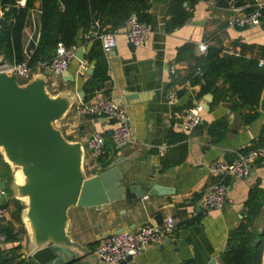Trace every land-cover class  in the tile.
<instances>
[{
	"label": "crops",
	"instance_id": "crops-1",
	"mask_svg": "<svg viewBox=\"0 0 264 264\" xmlns=\"http://www.w3.org/2000/svg\"><path fill=\"white\" fill-rule=\"evenodd\" d=\"M243 1L248 2L244 8L254 3L252 0ZM25 5L26 0L19 2L20 7ZM184 7L189 13L187 22L170 31L169 5L152 3L148 24L153 27V32L146 45L135 50L127 41L126 27L117 31L107 27L106 33L117 32L118 39V47L112 54L106 56L102 52L108 80L95 79L97 62L90 61L98 34L89 40L87 35H81L83 42L78 50L83 49L84 62L76 57L63 77L49 79L52 93L71 90L78 95L83 92L84 99L80 103L84 104L109 96L123 106L130 117L133 142L123 150H118L112 136L106 135L112 131V124L106 118H81L71 112L62 122V131L69 140L87 143L95 132L104 133L106 137L103 159L96 162L87 151V173L92 175L103 171L123 152L125 156H133L134 161L127 184L134 185L139 181L147 185L153 182L158 189L156 195L145 197L136 206L125 202L103 212L87 209L70 211V235L83 247L94 251L104 237L121 230L135 232L147 222L162 226L169 217L175 220L173 236L121 264H183L186 261L210 264L213 260L221 264L220 257L228 247L232 231L247 215L246 204L251 192L264 194V164L257 163L246 179L228 182L230 203L223 210L205 214L200 208L201 197L214 183L210 171L214 161H231L239 152L264 146L261 143L264 114L259 108V118L246 124L243 116L250 110H234L237 98L229 96L228 85L222 80L214 95L205 96H201V86H192L189 81L191 73L198 70L199 62L206 57L200 55L197 49L203 43L208 45V49L219 50L222 54L264 63V24L239 31L230 28L227 23L232 9L211 8L204 0L187 3ZM40 8L41 2H37L28 13L22 37L26 57L33 52L32 46L39 43ZM195 23L204 24L199 26ZM99 49L96 47V50ZM1 65H9L2 55ZM172 67L174 74L170 72ZM178 77L184 83L175 84L174 80ZM65 79H72L73 82ZM172 95L176 98L173 105L169 104ZM196 106L204 107L202 137L191 138L192 131L181 130L175 120L171 125L166 124L168 117L181 115ZM216 123L224 126L217 129L218 136H211L209 129ZM153 167L156 169L154 178L151 176ZM10 181V167L0 155V184ZM7 193L5 205L9 212L0 221V231L9 228L16 236V242L0 246V254L7 257L10 264H27L28 239L21 222L22 207L13 201L9 190ZM254 228L260 233L264 231V208ZM82 262L105 264L101 261Z\"/></svg>",
	"mask_w": 264,
	"mask_h": 264
},
{
	"label": "water",
	"instance_id": "water-1",
	"mask_svg": "<svg viewBox=\"0 0 264 264\" xmlns=\"http://www.w3.org/2000/svg\"><path fill=\"white\" fill-rule=\"evenodd\" d=\"M172 1L151 0L165 6ZM247 5L243 0H218L215 8L237 11ZM195 24L203 26L204 23ZM97 34L98 27L93 37ZM76 57L85 61L83 49L78 50ZM65 81L73 82L72 79ZM83 99V92L78 95L71 90L52 93L44 73H36L22 84L13 71L0 72V155L11 170V181L1 183L0 189L9 190L13 201L23 208L21 222L28 239L27 264L99 262L92 250L70 235V211L103 212L125 202L136 206L145 197L157 194L153 182L127 184L134 161L133 156H125L123 152L103 171L87 173V143L69 140L62 131V122ZM259 108L264 114V91ZM203 134L201 123L190 137ZM106 135L110 137L113 133ZM155 175L153 167L152 178ZM18 176L22 182H18ZM6 200L5 195L3 201ZM210 264L217 263L213 260Z\"/></svg>",
	"mask_w": 264,
	"mask_h": 264
},
{
	"label": "trees",
	"instance_id": "trees-1",
	"mask_svg": "<svg viewBox=\"0 0 264 264\" xmlns=\"http://www.w3.org/2000/svg\"><path fill=\"white\" fill-rule=\"evenodd\" d=\"M21 1L0 0V14H2L0 15V55L6 63L14 65L27 59L22 44L23 32L29 11L34 9L37 2H41L40 38L37 46H32L33 52L28 58L30 68L36 71L39 64L49 62L54 57L59 44L67 49L79 47L83 37L98 26V37L90 56V61L97 62L95 74L97 81L108 80L107 65L99 40L107 32V27H110L111 31H117L125 27L134 15L140 21L149 23V10L152 6L151 0H26L25 7H20ZM195 1L171 2L169 5L171 19L168 24L170 31L187 22L189 13L184 5ZM96 47L100 49L96 50ZM188 48L191 47L186 49ZM220 80L228 85L229 96L237 98L234 110L236 112L250 110L249 114L243 116L245 123L251 124L258 119L264 91V67L259 68V62L256 60L208 49L206 57L199 62L198 70L191 73L189 81L192 86H201V96H205L217 92ZM174 83H184V81L178 77ZM223 126L222 123L214 124L210 127L209 134L218 136L217 129ZM261 143L264 145V129ZM246 206L247 215L232 231L228 247L220 257L221 264H262L264 231L258 232L254 225L264 208V194L262 196L258 191H252ZM0 232L7 236V242H16V236L9 228ZM0 264H10V261L0 254ZM183 264L195 263L186 261Z\"/></svg>",
	"mask_w": 264,
	"mask_h": 264
},
{
	"label": "built area",
	"instance_id": "built-area-1",
	"mask_svg": "<svg viewBox=\"0 0 264 264\" xmlns=\"http://www.w3.org/2000/svg\"><path fill=\"white\" fill-rule=\"evenodd\" d=\"M218 0L208 1L211 8L215 7ZM228 26L235 30L243 31L264 24V2L254 0L249 8L233 10L227 20ZM153 27L139 20L137 16H132L126 24V38L129 44L136 48L146 45ZM93 31H90L86 39L93 37ZM101 49L104 55L109 56L118 47L117 32L105 33L100 38ZM200 55H206L208 45L203 43L198 46ZM78 47L70 49L59 44L54 57L47 63L38 65L36 71L30 68L28 58L21 63L14 65H1L0 72L13 71L20 83H27L34 74L44 73L48 79L61 78L67 71L71 63L76 60ZM263 62L259 63L262 67ZM172 74L175 69L170 68ZM50 81V80H49ZM175 96L169 97V104H175ZM71 112L81 118H98L106 114L107 120L112 124V138L118 150L125 149L133 142L132 124L126 109L116 103L111 97L107 96L89 104L76 103ZM203 106H196L184 112L181 115L168 117L166 124L171 125L175 120L181 130L192 131L202 123ZM106 137L104 133L95 132L87 141V151L94 161L104 158L106 153ZM264 164V146L252 148L246 152H239L231 161L216 160L210 167L214 183L205 191L201 197L199 205L202 211L207 214L212 211H221L229 203L228 182L239 181L249 177L254 165ZM7 190L0 189V221L8 215V208L3 201L7 196ZM176 223L172 217L166 219L164 225L157 226L154 223L147 222L135 232H119L104 237L93 251L99 261L105 264H121L128 259H135L151 246L163 244L165 239L174 235ZM7 243V236L0 232V246Z\"/></svg>",
	"mask_w": 264,
	"mask_h": 264
},
{
	"label": "bare ground",
	"instance_id": "bare-ground-1",
	"mask_svg": "<svg viewBox=\"0 0 264 264\" xmlns=\"http://www.w3.org/2000/svg\"><path fill=\"white\" fill-rule=\"evenodd\" d=\"M18 182H22V177L18 176Z\"/></svg>",
	"mask_w": 264,
	"mask_h": 264
}]
</instances>
